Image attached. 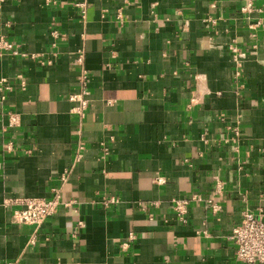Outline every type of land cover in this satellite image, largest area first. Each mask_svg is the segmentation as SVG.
<instances>
[{
	"label": "crops",
	"instance_id": "1",
	"mask_svg": "<svg viewBox=\"0 0 264 264\" xmlns=\"http://www.w3.org/2000/svg\"><path fill=\"white\" fill-rule=\"evenodd\" d=\"M248 1L0 0V41L15 46L0 48L13 86L0 96V261L241 264L233 228L244 204L264 209V25L251 27L264 0L251 14ZM82 89L79 123L69 95ZM54 188L57 213L13 222L11 200Z\"/></svg>",
	"mask_w": 264,
	"mask_h": 264
},
{
	"label": "built area",
	"instance_id": "2",
	"mask_svg": "<svg viewBox=\"0 0 264 264\" xmlns=\"http://www.w3.org/2000/svg\"><path fill=\"white\" fill-rule=\"evenodd\" d=\"M244 11L251 14L255 10L254 3L252 0H249L245 7ZM256 22L252 23L251 27H259L264 25L262 20H255ZM15 46L7 39H2L0 41V48L4 49H13ZM232 50L239 52L240 55H244L240 49L234 45L231 46ZM17 52L16 50H14ZM239 73V72H237ZM85 78V74H83ZM13 86L7 82H1L0 84V96L4 98L6 92L12 90ZM89 91L87 89H82L80 92L71 93L69 99L72 100L75 104L72 107V112L77 116L79 123L84 120L87 109L90 104L88 98ZM10 120L11 124L16 123L17 115L11 114ZM157 183H163L164 179L161 177L156 178ZM224 181L221 176L215 178L214 185V194L219 195L223 192ZM53 195L51 198L44 196H33V197H20L11 200L10 203L16 207L13 210V222L24 223L37 226H40L47 218L52 217L58 210L59 205L62 202L61 193L59 188H54L52 191ZM264 198V192L262 193ZM194 199H200L201 196L194 195ZM112 200H114L112 198ZM174 209L177 211V214L184 218L188 212V204L190 200L188 198L175 199L174 200ZM207 206L214 213H218L221 209L220 204L214 200V197H207L206 199ZM244 209L242 212V218L239 220L238 224L233 228L230 238L232 239L234 245H236V259L241 264H264V209L260 208L257 211H254L252 207L244 204ZM137 239V236L134 233H131L128 237V242H132ZM0 264H16V262H2Z\"/></svg>",
	"mask_w": 264,
	"mask_h": 264
}]
</instances>
